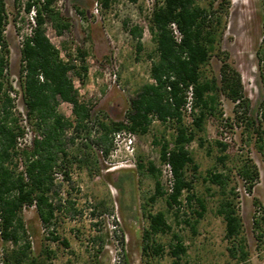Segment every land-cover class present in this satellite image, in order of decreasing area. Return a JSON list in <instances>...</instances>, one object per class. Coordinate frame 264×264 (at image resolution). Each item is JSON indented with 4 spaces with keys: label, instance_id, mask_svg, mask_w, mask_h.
Instances as JSON below:
<instances>
[{
    "label": "trees",
    "instance_id": "trees-1",
    "mask_svg": "<svg viewBox=\"0 0 264 264\" xmlns=\"http://www.w3.org/2000/svg\"><path fill=\"white\" fill-rule=\"evenodd\" d=\"M102 1L105 9L112 5V0ZM128 1L137 4L139 0ZM15 3V24L20 20L22 27L29 30L22 34L18 92L9 74L11 49L6 31L11 23L10 13L7 1L0 0V238L5 246L2 264H49L56 257L50 247L38 256L33 251L24 218V211L29 208H36L48 241L70 248V242L55 229L58 214L69 215L73 220L82 214L75 202L62 196L73 166L89 165L95 150L110 159L117 133L144 137L157 123L166 131L171 130L169 138L163 135L162 139L156 138L155 144L161 146L162 166L171 165L174 182L170 191L161 181L163 169L152 161L138 162L141 179L150 178L155 183L154 192L143 207L148 226L142 236V251L146 264L165 254L172 264H183L189 258L190 247L175 225L189 228L198 236L200 222L208 212L207 200L195 193L194 181L187 176L188 169L195 174L199 169L190 147L200 134H205L210 121L218 123L219 130L225 125L232 128V122L225 120L220 110L222 98L234 105L235 118L252 130L256 146L264 156V102L258 121L247 116L250 103L241 74L228 63L222 50L229 0H222L218 7L216 0L204 7L198 0H157L148 20L156 45L148 55L150 82L130 101L121 121L95 115V100H84L75 84L74 78L82 85L87 82L89 52L77 48V54L69 52L65 59L50 40L49 28L58 37L70 33L72 28L70 19L58 7V0ZM131 34L138 41V52H143L144 29L135 27ZM213 59L219 60L221 67L218 76L210 78L206 70ZM64 104L71 106L72 117L61 113ZM28 132L32 134L29 144L24 141ZM200 145H204L203 139ZM216 146L221 153L218 163L222 169L209 170L203 181L208 185V196L218 200L214 214L225 224L228 258L235 264H249L251 254L239 212L240 193L232 178L235 170L246 193L251 195L259 171L248 157L233 160L230 144L216 141ZM75 147L79 149L76 155L72 152ZM160 199L165 200L167 209L153 213L150 208ZM255 204L261 209V216L255 218L254 226L264 244V208L258 201ZM165 236L170 237L167 244L162 242ZM120 264L129 262L125 258Z\"/></svg>",
    "mask_w": 264,
    "mask_h": 264
},
{
    "label": "rangeland",
    "instance_id": "rangeland-1",
    "mask_svg": "<svg viewBox=\"0 0 264 264\" xmlns=\"http://www.w3.org/2000/svg\"><path fill=\"white\" fill-rule=\"evenodd\" d=\"M6 1L11 21L6 31L11 49L9 74L15 89L20 92L22 34L29 29L22 27L20 20L15 24V0ZM210 1L198 0V3L204 7ZM216 1L218 7L222 0ZM156 2L139 0L137 4H132L128 0H112V5L105 9L102 0H58V7L71 21V32L58 37L49 28L48 36L65 59L69 52L77 54V48L89 52L87 63L90 70L86 84L82 85L77 78L74 81L84 100H95V115L107 116L113 121L123 120L130 101L144 84L150 82L151 61L148 55L155 50L156 45L148 28V20ZM229 2L222 50L227 54L228 63L241 74L244 92L250 103L247 116L258 121L264 102L263 0ZM135 27L144 29V51L141 53L137 49L138 41L131 34ZM220 67V61L213 59L207 67V75L210 78L218 76ZM114 74H117L116 83L113 81ZM18 98L19 110L22 112L24 109L20 95ZM221 100L220 110L224 119L232 122V128L225 125L219 130V124L210 121L205 134H200L190 147L199 169L197 174L191 168L188 169L187 176L194 181L195 193L207 200L208 212L200 222L198 236H194L189 228H177L175 225L190 247L189 258L183 264H235L227 256L225 224L222 218L214 214L218 200L208 196V185L203 181L209 170L222 169L218 163L221 153L216 141L230 144L229 151L234 154L233 160L240 156L248 157L258 168L259 180L251 195L246 193L235 170L232 183L240 193L239 212L251 254L249 264H264V244L259 241L254 226L255 218L261 216V209L255 201L264 208V156L256 146L252 130H247L235 118L234 105L224 98ZM60 111L72 117L71 106L64 104ZM169 133L171 130L166 131L157 123L153 125L150 134L144 137L133 136V151H129L127 140H122L118 144L117 153L110 159L95 150L89 165L73 166L71 180L64 185L62 196L75 202L82 214L75 220L69 215L58 214L55 229L70 242V248L48 241L47 231L42 226L36 208L26 209L24 218L36 256L44 248L50 247L56 252V257L49 264H120L125 258L129 264H146L142 236L148 221L143 214V207L147 204V198L153 194L155 183L150 178L141 179L137 164L140 161L146 164L152 161L162 170L161 146L156 145L155 140L162 139L163 135L169 138ZM201 139L204 140L203 146L200 145ZM81 142L79 140L78 144ZM72 152L76 155L79 149L75 147ZM161 181L167 187L165 176H162ZM150 209L153 213L165 211V200H158ZM170 223L173 224L172 221ZM169 240L170 237H162L164 244ZM4 249L0 238V264ZM152 264H172V259L165 254Z\"/></svg>",
    "mask_w": 264,
    "mask_h": 264
},
{
    "label": "built area",
    "instance_id": "built-area-1",
    "mask_svg": "<svg viewBox=\"0 0 264 264\" xmlns=\"http://www.w3.org/2000/svg\"><path fill=\"white\" fill-rule=\"evenodd\" d=\"M98 7V5H97ZM97 12H98V8H97ZM174 29L176 31V35L177 37L180 39L181 35L180 33L177 31L176 29V26H174ZM113 81L114 83H116L117 81V74H114L113 75ZM188 101H189V104H188V110L189 112L191 111V104H192V101H193V93L192 91L189 93L188 95ZM32 140V134L30 132L27 133L26 137H25V143H30ZM122 140H127L128 142V149L129 151H133V148H132V145H133V135L131 133H127V132H121V133H117L115 135V139H114V150H113V153H112V156L117 153L118 151V144L122 141ZM163 176H165V178L167 179V187L170 188V191L172 189V186H173V182H174V176H173V171H172V167L169 163L165 164L163 166Z\"/></svg>",
    "mask_w": 264,
    "mask_h": 264
}]
</instances>
